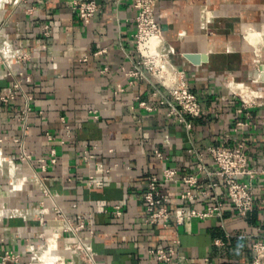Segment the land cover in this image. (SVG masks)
Listing matches in <instances>:
<instances>
[{
    "label": "crops",
    "instance_id": "0c3cea01",
    "mask_svg": "<svg viewBox=\"0 0 264 264\" xmlns=\"http://www.w3.org/2000/svg\"><path fill=\"white\" fill-rule=\"evenodd\" d=\"M94 1L98 11L86 25L71 11L69 0H26L27 7H34L30 13L0 6V21L10 40L30 54L24 71L31 81L24 88L33 97L27 143L34 151L31 161L22 162L12 142L2 144L7 159L0 164V255L12 251L17 261L1 263L0 258V264H44L35 253L47 238L56 245L55 253L67 257L64 245L74 238L57 235L63 221L55 206L72 220L78 211H90L96 264H158L139 248L169 246L175 238L178 256L169 264L248 263L250 243L264 237V107L245 105L241 95L251 98L254 93L243 84L255 72L256 51L264 49V0L157 3L156 20L165 43L174 49L171 60L201 103L198 117H185L190 128L168 116L167 91L140 66L133 39L136 11L129 0ZM44 24L50 27L49 37L39 33ZM256 33L261 37L258 49ZM186 53L207 59L193 63ZM136 67L145 72L143 78L126 75ZM17 68L21 66H13ZM7 72L0 64V90L14 80ZM241 77L243 82H234ZM118 86L124 88L122 93ZM156 90L159 94L152 95ZM22 105L21 97L9 105L0 101V135L20 133L15 116ZM60 117L72 127L64 145ZM45 132L53 135L52 141ZM238 142L245 144L250 165L262 171L254 179L255 201L247 215H237L226 204L221 216L190 219L178 227L172 220L166 227L143 224L144 180L148 174L159 175L162 167L155 150L180 173H191L195 153H205L212 144ZM52 147L57 162L41 172ZM84 153L112 167L109 173H94L99 186L86 185L94 166L77 161ZM205 165L213 167L208 157ZM177 189L163 187L175 204ZM206 202L200 197L194 204L202 208ZM115 204L123 207L119 217L103 210Z\"/></svg>",
    "mask_w": 264,
    "mask_h": 264
},
{
    "label": "built area",
    "instance_id": "2783aa9c",
    "mask_svg": "<svg viewBox=\"0 0 264 264\" xmlns=\"http://www.w3.org/2000/svg\"><path fill=\"white\" fill-rule=\"evenodd\" d=\"M45 1L47 0H37V3L42 4ZM129 2L136 11V29L133 39L139 55L140 66L167 91L170 98L168 116L176 117L178 122L186 128H190L191 123L185 117H198L202 107L197 95L191 90L185 74L171 60L174 49L165 43L161 26L155 16L159 0H129ZM5 4L28 13L34 9V7H27L26 0H0L1 7ZM69 6L84 25L90 23L98 11V5L94 0H69ZM39 33L44 37H49V25H42ZM29 59L30 54L25 50L24 45L15 47L9 38V32L5 30L4 24L0 21V64L5 66L8 71L5 76L14 77L10 85L0 90V101L9 105L16 98L21 97L23 102L22 109L15 116L20 125V133L12 136L0 135V164L7 159L3 156V143L12 142L17 148L18 159L22 162L31 161V156L34 154L33 149L27 143L30 135L33 97L24 88V84L31 81V76L24 71V66ZM85 59L86 57H83V60ZM14 65H20L21 68L13 69ZM126 75L143 78L145 72L140 67H136L135 70L127 71ZM117 91L122 93L124 88L118 86ZM158 94L159 90L152 92V95ZM241 99L245 105L255 104L254 101L244 98L243 95H241ZM160 102L163 103V101ZM140 105L151 110V107L145 102H140ZM60 122L64 136L60 143L64 145L71 137L72 127L65 117H60ZM237 124L242 125V122ZM45 137L48 141L53 140V135L50 132H45ZM154 152L161 161L162 167L159 175L148 174L145 177V189L141 194L144 209L143 224L151 227L161 224L166 227L172 220L178 227L190 219L204 220L221 216L226 204L239 216H245L252 210L255 201L254 179L262 171L250 165L249 155L243 142H238L235 146L212 144L207 147L205 153H195L197 159L191 173H180L176 167L169 165L168 159L163 157L160 151L155 150ZM206 157L213 163L211 169L205 165ZM94 158V155L84 153L77 159L86 165L94 166L93 171L88 174L87 186L101 185V182L95 180V172L109 173L112 170V167H107L101 162H93ZM56 162V150L52 147L49 163H42L40 171L45 172L50 165H55ZM169 184L178 187L176 204L172 203L167 194L163 192V187ZM221 185L224 187V191H218ZM200 197L207 199L202 208L196 207L194 204ZM74 206L76 207V205ZM103 210L119 217L123 212V207L121 204H115ZM55 211L63 221L62 230L57 235L66 234L74 238V241L64 245L67 257L55 253L57 259L54 264H96L95 252L91 244L95 228L89 214L90 211H78L76 220L67 217L65 211L60 207L55 206ZM172 242L169 246L140 247L139 250L153 255L158 264H169L178 256L179 239L175 238ZM249 250L252 254L250 261L241 264H264V237L253 240ZM35 257L41 261L36 253ZM0 258L1 263H4L5 260L17 261V255L12 251H6L0 255Z\"/></svg>",
    "mask_w": 264,
    "mask_h": 264
},
{
    "label": "rangeland",
    "instance_id": "374dc122",
    "mask_svg": "<svg viewBox=\"0 0 264 264\" xmlns=\"http://www.w3.org/2000/svg\"><path fill=\"white\" fill-rule=\"evenodd\" d=\"M255 35H256V37H255L256 47L258 49L260 47L259 42L261 41V37H260L259 33H256ZM256 54L258 56H256L255 72L253 73L251 78L248 80L249 83L246 82L243 85H244L245 89H250V90L254 91L252 97L246 98V99H251L252 101L255 102V104L260 103L264 107V82L257 81V78H258L257 73L259 72V66L264 63V49H261L260 52L257 50ZM242 78L243 77L235 79L234 82L235 83H241V82H243ZM242 95H243V93H242Z\"/></svg>",
    "mask_w": 264,
    "mask_h": 264
},
{
    "label": "bare ground",
    "instance_id": "6f19581e",
    "mask_svg": "<svg viewBox=\"0 0 264 264\" xmlns=\"http://www.w3.org/2000/svg\"><path fill=\"white\" fill-rule=\"evenodd\" d=\"M261 32L264 36V29H262ZM54 250L55 244H52L50 239L47 238L46 242L36 250V255L44 264H54L55 260L57 259V255L55 254Z\"/></svg>",
    "mask_w": 264,
    "mask_h": 264
},
{
    "label": "water",
    "instance_id": "95a60500",
    "mask_svg": "<svg viewBox=\"0 0 264 264\" xmlns=\"http://www.w3.org/2000/svg\"><path fill=\"white\" fill-rule=\"evenodd\" d=\"M184 57L186 59H188L189 61L193 62V63H199L201 61V58L202 59H207L205 56H203V55L201 56L198 53H186V54H184ZM263 69H264V63L259 66V74H260V76L257 79V81H259V82H264Z\"/></svg>",
    "mask_w": 264,
    "mask_h": 264
}]
</instances>
